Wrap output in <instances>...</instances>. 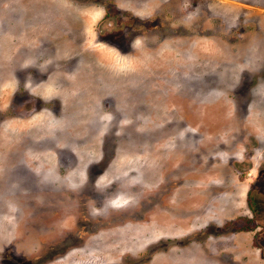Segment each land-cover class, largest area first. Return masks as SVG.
<instances>
[{
    "label": "rangeland",
    "instance_id": "obj_1",
    "mask_svg": "<svg viewBox=\"0 0 264 264\" xmlns=\"http://www.w3.org/2000/svg\"><path fill=\"white\" fill-rule=\"evenodd\" d=\"M263 188L264 0H0V264H264Z\"/></svg>",
    "mask_w": 264,
    "mask_h": 264
},
{
    "label": "trees",
    "instance_id": "obj_2",
    "mask_svg": "<svg viewBox=\"0 0 264 264\" xmlns=\"http://www.w3.org/2000/svg\"><path fill=\"white\" fill-rule=\"evenodd\" d=\"M248 229H250V226L248 227V225H245V226L241 227L240 230H248Z\"/></svg>",
    "mask_w": 264,
    "mask_h": 264
},
{
    "label": "flooded vegetation",
    "instance_id": "obj_3",
    "mask_svg": "<svg viewBox=\"0 0 264 264\" xmlns=\"http://www.w3.org/2000/svg\"><path fill=\"white\" fill-rule=\"evenodd\" d=\"M103 19H106V13H105V15H104ZM117 26H118V25H117ZM114 27H115V23H114ZM263 189H264V188H263Z\"/></svg>",
    "mask_w": 264,
    "mask_h": 264
}]
</instances>
